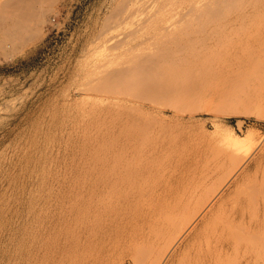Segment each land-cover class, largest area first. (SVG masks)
<instances>
[{
	"label": "rangeland",
	"instance_id": "rangeland-1",
	"mask_svg": "<svg viewBox=\"0 0 264 264\" xmlns=\"http://www.w3.org/2000/svg\"><path fill=\"white\" fill-rule=\"evenodd\" d=\"M0 1V47L3 46V50L0 48V264H59L57 262L64 259L60 255L61 250H67L64 248L69 246L73 223V195L76 188L85 186L90 156L105 145L113 133H117L120 125H123V117H127L128 114L130 117V113L137 115L138 111H141L123 108L133 105L136 93L134 91H137L138 85L141 84L136 82L131 86L132 84L128 83L129 78L121 80L119 75L127 72L126 67L129 70L131 64L134 67L133 61L137 60L135 55L139 56L146 51L139 49L134 44V38L130 36L138 27L143 33H148L151 14L161 13L163 8H166L163 9L164 13H169L171 2ZM130 9L134 12L132 17L130 13L133 12ZM256 22L251 32L259 38L254 36L258 41L253 38L258 45L252 56L251 69L255 65L253 72L257 70L254 75L260 77L256 76L257 78L253 79L254 76H251L250 83H254L253 85L246 83V86L240 88L243 83L232 84L228 90L225 89L226 93L222 92L220 87H224L222 80L225 79L220 78V72L214 73L218 63L221 67L225 61L220 62L219 55L215 54V58L210 57L214 62L208 61L213 69L210 70L211 73L206 68L207 64L205 68L208 72L204 69L208 76L205 75L207 81L204 82L202 95L172 104L177 114L184 119L181 125L175 126L176 124L172 123L167 127L173 134L182 133L186 139L190 136L196 143L201 138L198 143L213 146L220 143L221 146L224 143L222 138L229 133L243 137L251 130L256 135L250 147L253 149L252 152L247 150V154L250 152L247 158L246 151L241 153L244 154L242 158L245 156L242 160L244 164L241 162L229 176L228 171L234 168L229 162L225 163L218 172L219 179L217 177L214 179L219 180L217 183L228 180L229 183L223 190L221 187L210 200L214 199L213 203L222 201L223 206L211 214L206 212V209L203 216L197 220L196 225L198 224L197 228L201 235L189 258L196 257L198 264H202L201 261L203 264H264V14ZM14 25L18 27L17 31H13ZM123 26L125 28H122ZM125 49L133 50H130L132 53L129 51L130 56L129 52L128 56L126 55ZM223 51L227 52L221 50L219 51L221 55H224ZM225 56L227 57V54ZM254 60L258 64L253 63ZM108 61L113 64L110 65ZM107 65L113 68L109 70ZM99 66L101 68H98ZM106 73L110 76L104 77ZM209 73L210 76L219 74V78L213 77L219 79V86L214 85L217 80L213 82L212 76L209 78ZM209 80L212 82L209 83ZM105 85H108L107 91L104 90ZM247 85L252 87L249 88ZM231 86L239 87L231 89ZM218 90L221 91L220 95L217 94ZM124 91L125 97L119 99ZM126 93L133 95L128 96ZM221 93L226 94L227 98L221 96ZM123 113H126V116ZM152 115L147 113L141 120L144 117L148 119V123L152 120L151 125L155 121ZM167 115L169 119L171 112H167ZM222 132L225 135L218 138ZM206 137L208 139H203ZM142 198H139L141 204L139 199H136L135 205H141L143 208L138 206L141 210L134 208L137 211H132L131 209L135 207L133 203L134 206L129 208L132 211L131 215H135V212L140 213L145 208L146 201L143 202L145 198ZM237 213L240 216L236 215ZM231 217L230 225L232 223L235 225L240 219V225L245 223L241 225L242 227L248 224L244 230L249 232L250 238L247 241L249 243L228 247L229 245L225 244L223 246V242L217 238L222 229L228 228L226 225H229L228 220ZM219 246L223 247L220 253ZM225 247L227 248L223 254ZM125 252L117 256L116 262L133 264L131 251Z\"/></svg>",
	"mask_w": 264,
	"mask_h": 264
},
{
	"label": "bare ground",
	"instance_id": "bare-ground-1",
	"mask_svg": "<svg viewBox=\"0 0 264 264\" xmlns=\"http://www.w3.org/2000/svg\"><path fill=\"white\" fill-rule=\"evenodd\" d=\"M169 2H171L169 13H164L163 9L166 10V8H163L161 13L151 14L148 33H143L138 27L133 30L134 36H130L134 38V44L139 49H146V51L140 53L139 56L134 54L137 59L133 61L134 67L131 64L129 70L126 67L127 72L119 75L121 80L129 78V82H126L131 83V86H134L133 83L136 82L141 84L138 85V90L134 91L136 93L133 105L131 107L123 106V108L124 110L131 108L133 111H141H138L137 115L130 113V117H128L129 114L128 118L123 117L124 122L122 123L120 120L123 125H120L121 128L118 126L120 130L118 129L117 133L112 132L113 135L105 142L107 136L104 139L105 145L103 144L104 146L102 145L100 149L97 148L98 150L96 149L97 151L90 156L85 186L76 188L73 195L71 235L67 233L70 235L69 246L64 248L67 250H61L62 254L60 253V255L64 259L61 260L60 257L61 262L56 260L59 264H117V256L125 251H131L132 260H130L133 264H198L195 256V259L189 258L190 252L201 235V231L197 228L198 224L196 225L197 220L206 209V212L211 214L223 206L222 201L213 203L214 199L210 200L221 187L223 190L224 186L229 183V180L224 183L220 180L221 182L217 183L219 181L218 172L225 163L229 162L234 168L227 167L230 169L227 171L231 176L230 174L235 172L245 157L242 158L244 154L241 153L246 151L245 158H247L250 153L247 154V150L251 152L253 150L250 147L253 145L256 135L251 130L243 137L235 135L236 133H229L224 138L225 133L222 132L223 134L218 138L223 137V145L220 146L219 143L216 144L217 146H213L207 143L203 144V142L198 143L199 139L201 140L200 136L196 143L190 136H188L189 139H186L185 135H181L182 133L173 134L167 125L172 123L176 124L175 126L181 125L184 119L177 114L178 112L172 104L179 100L202 95L205 75L208 76L206 68L209 72L213 70L208 63L211 61V56L214 57L215 54H218L221 56H218L219 61H225L221 67L218 66V63L216 67L220 68H217L215 73L213 71L214 74L220 72L221 77L219 74L216 76L225 79L222 80L224 87H220L224 93H226L225 89L228 90L232 84L243 83L240 87L242 88L243 85L251 82V76H254L253 79L260 77L257 74L254 75L257 70L255 68L256 70L254 69L253 72L255 65L251 69L252 56L259 38L251 32L253 31L251 29L264 14V0H179L176 2L169 0ZM131 15L133 16L134 12L130 13ZM126 24L129 27L130 24L128 22ZM16 28L18 27L16 26L13 31H17ZM130 32L132 34V31ZM3 34L5 35V33ZM126 35L125 37H127ZM8 36L11 37L10 34ZM10 39V42L7 40L9 43H11ZM0 48L3 50V46ZM221 50H226L228 53L223 51L225 53L221 55L219 52ZM124 51L128 56L129 51L126 49ZM130 52L129 56L132 53ZM122 53L125 54V52ZM223 56L226 59L222 58ZM220 58L224 60L221 61ZM256 61L254 60L253 63L258 64ZM120 64L118 63V65ZM116 67L118 68V66ZM111 68L113 67L111 66ZM204 69L207 71L206 73ZM106 75L110 76L109 73H106L104 77ZM100 76L102 77V75ZM214 76L211 79L213 82L217 80V83L213 84L219 86V79L213 78ZM109 79L112 78L109 77ZM212 81L209 80V83ZM105 86L104 90L107 91L108 85ZM236 87L231 86V89ZM220 90L217 93L219 95ZM246 90H248L247 87ZM125 92L120 95L119 99L125 97ZM230 94H227L228 97ZM225 95L221 93V96ZM225 97L227 98V96ZM134 99L132 98V101ZM167 112H171L169 119L166 117L168 116ZM147 113L153 114L155 119L151 125L152 120L149 123L145 117L144 120H141V117ZM125 114L124 116H126ZM150 117H148L149 121ZM173 120L174 122H172ZM120 121L119 124H121ZM110 132L111 130L108 133L110 134ZM238 159L240 160L237 161ZM216 177L218 179L214 180ZM139 198L144 199L143 202L146 201L145 208L140 213L135 212V215H131L133 210L137 211L134 208L138 209V206H141L135 205V200ZM133 203L135 207L132 208ZM129 208H132V211ZM229 219L230 225L232 217ZM239 221L241 222V219ZM239 221L237 222L239 223ZM237 222L235 225L232 223L230 227L225 223L228 228L222 229L217 237L223 242V246L224 244L230 247L231 245L238 246L241 243H249L247 242L250 238L249 232L244 230L248 224L246 223L242 227L245 223L241 226ZM242 222L244 221L242 220ZM222 248L218 249L219 253L220 250H223ZM200 255H202L201 252ZM201 262L203 264V261Z\"/></svg>",
	"mask_w": 264,
	"mask_h": 264
}]
</instances>
